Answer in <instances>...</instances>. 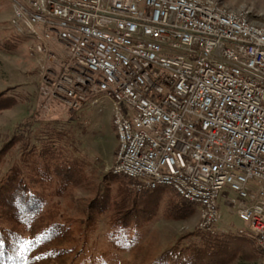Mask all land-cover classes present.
Segmentation results:
<instances>
[{"label": "built area", "instance_id": "1", "mask_svg": "<svg viewBox=\"0 0 264 264\" xmlns=\"http://www.w3.org/2000/svg\"><path fill=\"white\" fill-rule=\"evenodd\" d=\"M10 25L71 109L108 101L112 172L173 188L221 227L218 196L248 223L264 264V23L223 0H10ZM256 181V182H254Z\"/></svg>", "mask_w": 264, "mask_h": 264}, {"label": "trees", "instance_id": "2", "mask_svg": "<svg viewBox=\"0 0 264 264\" xmlns=\"http://www.w3.org/2000/svg\"><path fill=\"white\" fill-rule=\"evenodd\" d=\"M13 43L8 38L2 47ZM16 102V95L0 92V110ZM75 132L73 123L64 127L34 116L2 142L0 165L7 167H0V264H75L81 255L86 264H110L109 249L85 252L102 220L109 246L133 252L119 264H258L255 239L229 231L184 232L156 251L145 229L161 200L169 219L195 206L171 187L139 191L131 178L97 171L76 151ZM82 186L90 194L74 200L73 190Z\"/></svg>", "mask_w": 264, "mask_h": 264}, {"label": "rangeland", "instance_id": "3", "mask_svg": "<svg viewBox=\"0 0 264 264\" xmlns=\"http://www.w3.org/2000/svg\"><path fill=\"white\" fill-rule=\"evenodd\" d=\"M223 1L231 8L249 11L253 20L264 23V0ZM11 14L10 0H0V92L17 97L15 104L0 110V146L18 124L34 116L55 120L58 125L64 127L73 123L75 135L80 141L76 151L87 157L97 171L106 173L112 170L118 138L111 121L110 104L108 101H87L79 108L71 109L60 97L50 95L40 76L47 65L28 53V39L10 25ZM8 38L14 40L13 45L2 47V43ZM0 167L6 169L7 164H1ZM89 194V188L77 187L73 190V199ZM237 197L236 192L224 188L217 199L221 212V227L232 233H238L239 228L248 227V223L238 216L235 207L229 202ZM161 202L158 212L145 229V236L153 243L156 251L172 242L179 234L198 229L199 223L198 206L195 205L192 213L180 219H169L163 215L164 201ZM105 248L110 250V264H119L122 259H129L133 255V252L109 246L107 225L102 220L97 230L89 236L85 252L93 254ZM74 262L86 264L87 261L81 255Z\"/></svg>", "mask_w": 264, "mask_h": 264}]
</instances>
